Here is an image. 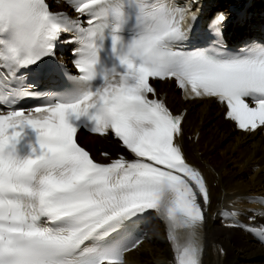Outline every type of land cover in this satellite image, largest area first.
Masks as SVG:
<instances>
[{"label":"snow or ice","instance_id":"6c2138e0","mask_svg":"<svg viewBox=\"0 0 264 264\" xmlns=\"http://www.w3.org/2000/svg\"><path fill=\"white\" fill-rule=\"evenodd\" d=\"M69 6L76 19L48 0H0V264H126L152 211L167 225L174 264H202L209 188L181 146L185 115L150 81H174L186 101L214 100L255 132L264 127V43L233 53L218 14L211 46L189 49L198 11L184 0ZM61 43L76 45L78 74L55 62ZM41 70L65 86L17 107L34 95L26 73ZM81 129L126 154L97 162L78 143Z\"/></svg>","mask_w":264,"mask_h":264},{"label":"bare ground","instance_id":"6f19581e","mask_svg":"<svg viewBox=\"0 0 264 264\" xmlns=\"http://www.w3.org/2000/svg\"><path fill=\"white\" fill-rule=\"evenodd\" d=\"M203 5L204 21L210 18L212 12L216 14L227 10V6L237 8L225 37L230 46H238L242 41L264 39V0H203ZM68 48H63L66 56ZM40 83L43 87L48 85V88L64 84L61 79L47 74H43ZM159 87L160 92L168 93L169 105L175 113L179 114L183 109L187 111L183 149L189 162L196 164L204 173L210 192L211 218L206 224L203 264H264V249L236 222L233 221L234 229L228 230L214 221L217 218L215 214L224 208L235 210L240 206L239 215L243 220L257 214L254 209L257 207L247 199L264 196V136H247L234 131L223 120V109L213 101L183 103L173 86L164 83ZM78 140L81 146L83 143L87 149L90 147L95 154H99L98 147L104 145L112 148L113 152L122 153L118 143L110 137H90L82 133ZM113 152V155L116 154ZM155 223L156 220H153L151 229L156 227ZM160 230L158 227L150 233L140 248L127 256L126 264H169L172 247Z\"/></svg>","mask_w":264,"mask_h":264},{"label":"rangeland","instance_id":"374dc122","mask_svg":"<svg viewBox=\"0 0 264 264\" xmlns=\"http://www.w3.org/2000/svg\"><path fill=\"white\" fill-rule=\"evenodd\" d=\"M219 10H220V9H219ZM213 13H214V12L211 13L210 18L213 16ZM72 48H73V46H71V47L68 49V51H70ZM57 54H59V51L57 52ZM68 54H69V53H68ZM249 179H250V178H248V180H249ZM156 225H157V224H156Z\"/></svg>","mask_w":264,"mask_h":264}]
</instances>
